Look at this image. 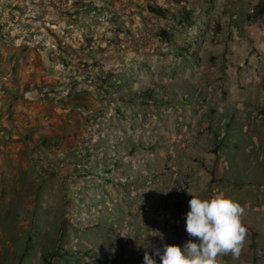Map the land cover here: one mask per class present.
Wrapping results in <instances>:
<instances>
[{
	"label": "rangeland",
	"instance_id": "rangeland-1",
	"mask_svg": "<svg viewBox=\"0 0 264 264\" xmlns=\"http://www.w3.org/2000/svg\"><path fill=\"white\" fill-rule=\"evenodd\" d=\"M240 1L0 0V39L58 73V99L71 92L80 115L76 139H18L15 158L0 147V166L16 160L22 169L0 176V264H144L145 252L161 264L166 230L177 223L188 236V191L202 200L217 192L208 162L215 140L230 139L233 127L234 139H264L262 108L220 104L229 88H258L248 64L243 79L228 72L231 26L246 20L254 36L264 26V0ZM146 172L158 178L149 188L157 197L177 183L158 219L135 201ZM127 206L138 217L120 221ZM262 216L243 217L260 229Z\"/></svg>",
	"mask_w": 264,
	"mask_h": 264
},
{
	"label": "crops",
	"instance_id": "crops-1",
	"mask_svg": "<svg viewBox=\"0 0 264 264\" xmlns=\"http://www.w3.org/2000/svg\"><path fill=\"white\" fill-rule=\"evenodd\" d=\"M239 10H242L241 6ZM261 14V18L264 19V12ZM231 30L232 40L228 43L229 49L226 55L229 67L227 70L231 77L243 79L247 72L245 65L248 64L250 67L248 73L253 79L259 80H254L258 88L251 92L229 88L225 95L226 99L223 103L220 101V104L223 109L229 108L243 113L255 110L257 107L264 110V74H262L264 73V26L255 36L253 33H248L251 27L246 20L241 22V25H232ZM25 49L23 45L0 39V147L3 149L5 144L7 149L11 148L9 150L11 158H15L14 149L20 152L18 139H62L63 141L76 139L75 131L78 130L76 121L80 117L74 112L71 92L58 99L60 96L58 91L60 82L56 79L58 73H54L52 69L44 73L43 65L41 66L33 57H27ZM41 85L45 86L41 87ZM234 128L228 132L227 138L230 139L215 140V147L208 157L210 172L216 177L213 182V187L217 191L215 195L231 194L229 198L239 202L247 211L252 209L259 212L263 215L264 221V139H261V142L254 137L253 143L251 139H234L236 135ZM262 130L264 133V127ZM257 145H260V152L253 151ZM0 156H2L1 150ZM15 161L13 167L0 166V176L1 173H5L14 179L18 178L22 169ZM224 176H229L231 179L222 180ZM250 176L258 177V186L250 188L245 185L241 189L230 187L234 181L242 184ZM225 184L228 185L227 190L219 193L218 189L221 190ZM104 196L101 201L105 206L110 201V195L104 194ZM114 196L113 199L122 203L120 197ZM126 208L121 209L120 221L125 217L137 219L138 210L131 206ZM242 222L247 228V236L241 256L239 259H234L231 255L223 256L220 258L222 264H255L254 256L258 257L256 264H263L264 222L260 229L253 227L244 217ZM169 224L171 225L169 221L165 223L166 226ZM177 226L178 224L175 223L171 230H166L167 244L183 247L190 239L196 242L195 238L189 235L185 237L177 231L179 229Z\"/></svg>",
	"mask_w": 264,
	"mask_h": 264
},
{
	"label": "clouds",
	"instance_id": "clouds-1",
	"mask_svg": "<svg viewBox=\"0 0 264 264\" xmlns=\"http://www.w3.org/2000/svg\"><path fill=\"white\" fill-rule=\"evenodd\" d=\"M188 193L192 199L186 215V232L197 242L190 239L183 247L164 244L162 250L156 249L161 264H222L220 258L226 255L239 259L247 236L242 222L245 207L224 194L202 200L195 193ZM144 264L156 261L145 252Z\"/></svg>",
	"mask_w": 264,
	"mask_h": 264
},
{
	"label": "built area",
	"instance_id": "built-area-1",
	"mask_svg": "<svg viewBox=\"0 0 264 264\" xmlns=\"http://www.w3.org/2000/svg\"><path fill=\"white\" fill-rule=\"evenodd\" d=\"M2 79H5V77H2ZM167 172L168 169L165 167V177ZM156 180H158V178H155L154 174H148L146 172L144 177L145 189L143 190L141 199H138L136 197L135 201L137 205L139 204V206H141V209L146 214H150L149 216L158 219L161 216V213L164 210V208L165 211L168 208L170 198L178 194V190H175V186H177L176 181L170 180L168 182L169 184L168 186H167V182H165V192L168 191L167 193H165V199H163L162 197H157L153 195L149 189L152 185H156L155 183ZM177 189L179 188L177 187ZM165 244L167 243L165 242Z\"/></svg>",
	"mask_w": 264,
	"mask_h": 264
},
{
	"label": "trees",
	"instance_id": "trees-1",
	"mask_svg": "<svg viewBox=\"0 0 264 264\" xmlns=\"http://www.w3.org/2000/svg\"><path fill=\"white\" fill-rule=\"evenodd\" d=\"M262 12H264V8H260V9L257 11L258 14H261Z\"/></svg>",
	"mask_w": 264,
	"mask_h": 264
}]
</instances>
